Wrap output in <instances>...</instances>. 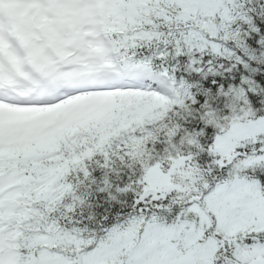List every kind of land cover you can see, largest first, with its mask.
Returning <instances> with one entry per match:
<instances>
[{
  "label": "snow or ice",
  "instance_id": "snow-or-ice-1",
  "mask_svg": "<svg viewBox=\"0 0 264 264\" xmlns=\"http://www.w3.org/2000/svg\"><path fill=\"white\" fill-rule=\"evenodd\" d=\"M0 264H264V0H0Z\"/></svg>",
  "mask_w": 264,
  "mask_h": 264
}]
</instances>
